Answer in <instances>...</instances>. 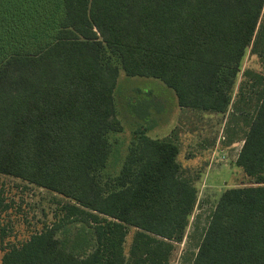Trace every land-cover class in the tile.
<instances>
[{"label":"trees","instance_id":"trees-1","mask_svg":"<svg viewBox=\"0 0 264 264\" xmlns=\"http://www.w3.org/2000/svg\"><path fill=\"white\" fill-rule=\"evenodd\" d=\"M246 55L260 72L241 71ZM120 70L161 81L180 109L244 120L234 165L251 185L221 194L180 264H264V0H0V176L65 200L0 264H168L197 191L178 144L147 129L103 174Z\"/></svg>","mask_w":264,"mask_h":264},{"label":"rangeland","instance_id":"rangeland-1","mask_svg":"<svg viewBox=\"0 0 264 264\" xmlns=\"http://www.w3.org/2000/svg\"><path fill=\"white\" fill-rule=\"evenodd\" d=\"M244 69L260 72L257 60L250 55H246L241 64V71ZM114 108L121 129L108 136L111 154L104 175L118 173L134 133L138 129H147L146 135L152 139L172 137L178 144L179 165L186 175L194 179L196 204L188 217L184 236L175 244L168 262L180 264L183 256L189 257L195 251V243L205 227L207 216L221 194L227 189L251 185L234 165L247 127L244 120L232 116L231 109L224 114L180 109L173 91L161 81L127 77L122 70L114 90ZM0 182L8 203L6 211L0 213L1 258L4 249L21 244L42 226H50L56 221L55 216L59 215L65 200L15 178L0 176ZM77 227L65 225L57 231L56 237L71 240V232ZM130 236L131 231L126 237V247Z\"/></svg>","mask_w":264,"mask_h":264}]
</instances>
